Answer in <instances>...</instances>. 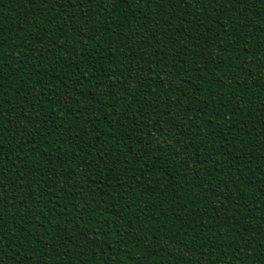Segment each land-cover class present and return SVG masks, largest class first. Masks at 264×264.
<instances>
[{
  "label": "trees",
  "instance_id": "obj_1",
  "mask_svg": "<svg viewBox=\"0 0 264 264\" xmlns=\"http://www.w3.org/2000/svg\"><path fill=\"white\" fill-rule=\"evenodd\" d=\"M0 264H264V0H0Z\"/></svg>",
  "mask_w": 264,
  "mask_h": 264
}]
</instances>
